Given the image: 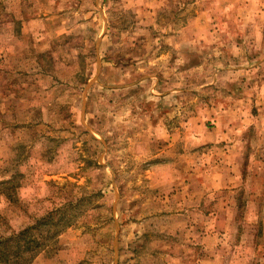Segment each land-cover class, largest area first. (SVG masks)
Here are the masks:
<instances>
[{
  "label": "rangeland",
  "instance_id": "obj_1",
  "mask_svg": "<svg viewBox=\"0 0 264 264\" xmlns=\"http://www.w3.org/2000/svg\"><path fill=\"white\" fill-rule=\"evenodd\" d=\"M12 236L17 264H264V0H0Z\"/></svg>",
  "mask_w": 264,
  "mask_h": 264
},
{
  "label": "trees",
  "instance_id": "obj_2",
  "mask_svg": "<svg viewBox=\"0 0 264 264\" xmlns=\"http://www.w3.org/2000/svg\"><path fill=\"white\" fill-rule=\"evenodd\" d=\"M17 239L14 238V236L10 237V238H6L2 241H0V249L2 248V250L0 251V264H17L15 262V260L17 259L16 256H12V254L15 255V253L13 252V247L12 245H14L16 243ZM21 254H26L27 259L29 260V258L31 257V251L29 249H27L25 251V253H21ZM12 256V259L11 258Z\"/></svg>",
  "mask_w": 264,
  "mask_h": 264
}]
</instances>
